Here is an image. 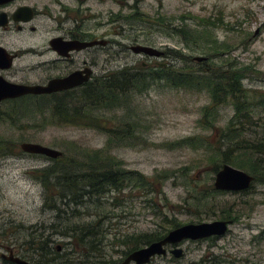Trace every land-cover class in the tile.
Masks as SVG:
<instances>
[{"label":"rangeland","instance_id":"obj_1","mask_svg":"<svg viewBox=\"0 0 264 264\" xmlns=\"http://www.w3.org/2000/svg\"><path fill=\"white\" fill-rule=\"evenodd\" d=\"M46 1L36 0L39 9ZM90 4L96 13L111 12L106 18L120 32L109 37L112 41L166 53L150 58L128 50L118 54L110 67L101 53L98 76L127 66L132 69L141 60L150 67L157 62L188 74L203 69L243 71L252 116L236 122V145L256 149L237 151L236 158L250 168L256 166L253 172L241 169L255 181L243 192L215 189V170L226 165L218 150L226 148L224 130L235 110L232 103L221 105L215 116L206 117L213 101L205 86L154 82L149 90L128 95L123 108L96 112L100 126L93 125L95 119V128L58 124L52 112L5 105L0 112V141L9 149L0 153V264H6L1 258L4 246L15 247L32 264H124L144 235L167 236L187 224L214 221L233 224L221 237L168 245L166 255L155 256L148 264H264V0H107L106 4L91 0ZM43 22L41 17L40 29ZM184 27L197 30L193 32L202 36L199 42L179 32ZM195 57L207 60L198 62ZM124 123L137 129L121 141L116 131ZM189 138L195 139L193 145L176 146ZM23 143L56 149L79 162L87 161L86 151L108 150L121 170L142 175L145 186L132 182L121 193L110 192L83 207L63 205L54 190L64 212L59 217L58 211L47 207L50 192L34 174L54 160L23 152ZM75 208L79 216H73ZM76 226L93 230V246L78 243L72 230ZM174 249H182L183 257L176 258Z\"/></svg>","mask_w":264,"mask_h":264},{"label":"trees","instance_id":"obj_2","mask_svg":"<svg viewBox=\"0 0 264 264\" xmlns=\"http://www.w3.org/2000/svg\"><path fill=\"white\" fill-rule=\"evenodd\" d=\"M193 31L197 30H189L184 27L179 32L199 42L202 36L196 35ZM202 71L191 70V73L188 74L184 70L178 71L169 67L162 68L158 66L143 68L139 71L126 69V71L120 73L98 78L95 85L87 86L78 95L66 96L63 102L58 103L61 104L62 109L52 112V118L56 119L58 124L95 128L93 125L100 126L96 115L94 117L96 112L123 108L128 103V95L134 92L143 93L149 90L154 82L168 81L170 85L185 88H202L205 86L211 93L213 101V107L207 108L205 111L206 117L215 116L214 112L221 105L232 103L235 110V115L231 119L228 128L224 130V146L226 148L225 150L222 148L218 150V152H221L223 164L237 165L239 169L250 168L246 163L240 161V157L236 158L237 151L256 149L254 146L246 148V146L239 147V144L236 145V122L243 123V120L248 121L252 116V102L249 97L251 91L243 85V71L232 70L223 73L211 69H203ZM95 119L97 124L92 125ZM51 123L54 124V121ZM206 123L208 125L209 122L206 121ZM136 129L137 126L124 123V126L116 131V135L120 136L118 139L124 141L131 137ZM192 141H195V139L182 140L176 146L185 145L186 143L187 145H193L194 142ZM8 149V145L0 141V153ZM85 153L87 161L79 162L73 158H65L63 155L54 160L53 164L47 168L34 171L36 178L50 192L46 201L47 207L50 210L58 211L59 217L64 212L58 206L57 199L55 200L54 190L59 191L58 198L60 202H63V205L83 207L85 203L89 201L91 203L95 199L100 200L103 195L110 192L121 193L120 191H124L132 182L145 186L146 181L142 175L134 171L121 170L108 150H92ZM255 168L251 167L250 170L253 172ZM219 170V167H217L216 173ZM78 213L79 211L75 208L73 216H79ZM72 230L75 231L74 238L78 240L80 245H94L90 240L91 235H93L91 228L76 226ZM165 237L166 235H159L158 237L144 235L136 240L132 252L140 249V244L150 245Z\"/></svg>","mask_w":264,"mask_h":264},{"label":"flooded vegetation","instance_id":"obj_3","mask_svg":"<svg viewBox=\"0 0 264 264\" xmlns=\"http://www.w3.org/2000/svg\"><path fill=\"white\" fill-rule=\"evenodd\" d=\"M71 1L75 5H72L70 0H47L41 9L36 0H10L0 4V91L2 85L7 83L35 88L42 92L2 100L0 112L5 105L20 106L22 110L31 112L60 111L62 106L58 103L63 102L66 96L78 95L87 86L95 85L98 78L115 73L109 71L98 76L101 53L106 54L105 61L110 67L111 62L118 59L121 52L129 50L135 53L132 48L142 45L136 43L129 46L112 41L109 37L119 35L120 32L111 28L112 19L109 21L106 18L108 14L111 15L109 10L96 13L94 5L90 4L91 0ZM92 1L95 3L96 0ZM99 2L106 4L107 0ZM41 17L44 18L42 29L39 27ZM100 29L103 32L98 34ZM38 36L40 40L35 39ZM114 46L118 47L115 52L112 51ZM139 66L140 70L150 67L141 60L140 64L136 63L132 69L139 71ZM155 66L165 68L167 64L156 62ZM128 68L129 66L120 68L116 73ZM75 74L79 78L87 77V81L69 90L42 91L48 88L51 82L65 80ZM3 234L7 233L4 231ZM4 249L6 253H2L1 258L6 264H16L9 258L23 259L15 247L4 246Z\"/></svg>","mask_w":264,"mask_h":264},{"label":"water","instance_id":"obj_4","mask_svg":"<svg viewBox=\"0 0 264 264\" xmlns=\"http://www.w3.org/2000/svg\"><path fill=\"white\" fill-rule=\"evenodd\" d=\"M10 0H0V4L6 3ZM30 10V9H29ZM91 44H83V46ZM132 50L136 54H144L154 58H162L164 52L151 46H134ZM195 61L202 62L207 60L205 57H195ZM86 78H79L77 74L72 75L68 79L51 82L50 86L44 92L69 90L81 86ZM28 93H42L35 88L19 87L15 85H2L0 91V102L8 98H16ZM23 152L31 155H42L50 159L56 160L62 157L63 153L56 149L46 147L37 143H23L21 146ZM254 176L247 172L234 168L228 164L218 172L215 181V189L220 191L243 192L251 188L254 183ZM232 221H214L209 223L187 224L170 231L169 234L160 241L154 242L149 246L136 250L129 254L124 261V264H148L155 256L166 255V247L168 245H177L183 241H199L212 237H221L228 233ZM172 254L176 258H181L184 255L182 249L172 250ZM16 264H32L19 257L9 258Z\"/></svg>","mask_w":264,"mask_h":264}]
</instances>
